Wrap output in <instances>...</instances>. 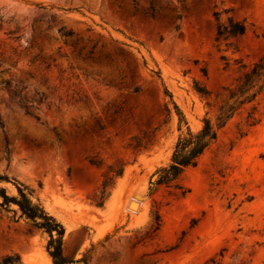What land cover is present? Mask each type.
Segmentation results:
<instances>
[{
	"label": "rangeland",
	"instance_id": "1",
	"mask_svg": "<svg viewBox=\"0 0 264 264\" xmlns=\"http://www.w3.org/2000/svg\"><path fill=\"white\" fill-rule=\"evenodd\" d=\"M228 17L245 32L216 41ZM263 55L264 0H0V187L31 191L73 264H264L263 100L176 184H149ZM14 209L0 208V259L52 264Z\"/></svg>",
	"mask_w": 264,
	"mask_h": 264
},
{
	"label": "trees",
	"instance_id": "2",
	"mask_svg": "<svg viewBox=\"0 0 264 264\" xmlns=\"http://www.w3.org/2000/svg\"><path fill=\"white\" fill-rule=\"evenodd\" d=\"M217 20L218 14L214 13ZM150 17H155L154 9H150ZM179 19V17H177ZM177 28V26L175 27ZM245 32V25L241 21H236L228 17L226 22H218L216 27L215 40L227 41L237 38ZM64 36H71V32L63 33ZM196 91L206 96L208 92L201 87H196ZM226 96L216 109L214 123L209 118H204L202 126L196 132L187 130V133L179 137L168 165L158 168L150 178V191L157 187H170L178 181L180 176L189 168L197 165L199 158L216 140L218 132L226 123L243 107L250 105L247 117L251 118L258 108V100L264 101V55L246 68L235 84L226 89ZM181 116V113H178ZM184 121L179 117V122ZM0 129L3 130V122L0 117ZM5 153H7V141L4 135ZM153 177L156 179L152 181ZM8 182V178L0 175V183ZM108 185L103 184L97 206L102 207L105 198V189ZM16 194L9 196L4 188L0 187V208L10 210V206L16 209L13 213L19 212L20 217L28 220L32 227L38 229L48 236L45 246L46 252L52 264H73L62 252V241L64 227L54 217L49 215L44 208L32 200L31 191L23 185L15 186ZM155 221L152 225V233H155L160 226L159 215L155 214ZM0 264H20V258L16 254L6 255L0 259ZM86 264V263H84Z\"/></svg>",
	"mask_w": 264,
	"mask_h": 264
},
{
	"label": "bare ground",
	"instance_id": "3",
	"mask_svg": "<svg viewBox=\"0 0 264 264\" xmlns=\"http://www.w3.org/2000/svg\"><path fill=\"white\" fill-rule=\"evenodd\" d=\"M137 195L140 199H142V197L139 194ZM138 201L139 200L134 199L133 196V200H130L128 202L127 210L131 213V215H138L140 213L141 204L139 205Z\"/></svg>",
	"mask_w": 264,
	"mask_h": 264
},
{
	"label": "water",
	"instance_id": "4",
	"mask_svg": "<svg viewBox=\"0 0 264 264\" xmlns=\"http://www.w3.org/2000/svg\"><path fill=\"white\" fill-rule=\"evenodd\" d=\"M134 199H136V200H141V199L138 197L137 194L134 195Z\"/></svg>",
	"mask_w": 264,
	"mask_h": 264
}]
</instances>
